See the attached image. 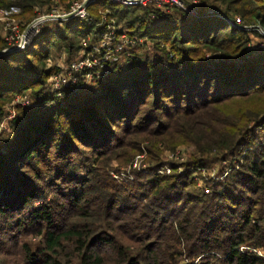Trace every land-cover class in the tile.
Segmentation results:
<instances>
[{
    "label": "trees",
    "instance_id": "1",
    "mask_svg": "<svg viewBox=\"0 0 264 264\" xmlns=\"http://www.w3.org/2000/svg\"><path fill=\"white\" fill-rule=\"evenodd\" d=\"M60 1L68 11L72 0ZM198 1L189 13L96 0L88 17L47 23L26 49L0 55L1 121L18 94L32 90L46 99L54 48L71 57L85 49L82 38L107 31L106 19L118 34L143 38L129 66L93 88L71 89L49 109L19 110L4 135L0 221L16 231L44 228L45 247L26 261L63 264L57 250L67 241L81 264H179L184 256L199 264H264V52L249 49L244 27L264 25V0ZM54 3L0 0V8H20L24 30L37 9ZM10 47L0 26V53ZM144 142L150 151L193 145L186 168L231 166L218 169L209 192H191V172L141 175L124 188L99 159L119 149L139 152ZM80 160L90 168L85 173ZM44 169L46 185L34 182ZM46 188L62 202L48 199ZM61 211L68 214L54 219ZM75 215L80 221L70 222Z\"/></svg>",
    "mask_w": 264,
    "mask_h": 264
},
{
    "label": "rangeland",
    "instance_id": "2",
    "mask_svg": "<svg viewBox=\"0 0 264 264\" xmlns=\"http://www.w3.org/2000/svg\"><path fill=\"white\" fill-rule=\"evenodd\" d=\"M73 1V0H72ZM71 1V2H72ZM188 1V0H186ZM68 2V0H67ZM58 11L59 13H63L64 6L66 7V3H63L60 1L58 4ZM51 9H49L48 6H44L42 10L37 9L39 15L43 14H49L52 12V9L55 7L54 4L51 5ZM196 10V7H194ZM193 9V10H194ZM185 10V9H184ZM187 11V10H186ZM191 13V11H187ZM36 16V17H37ZM108 23L114 24L116 28H118V25L115 23V21L106 19ZM264 26V25H263ZM2 30V27H1ZM250 39H252L253 43L261 42V37L258 36L255 32L249 33L247 30ZM3 37L4 34L2 33ZM143 40V38H142ZM143 42V41H142ZM141 42V43H142ZM96 45L98 44V39L93 40L91 36L88 38L84 37L81 40V46L83 45ZM144 45V44H142ZM30 46V45H29ZM27 48V47H26ZM25 48V49H26ZM85 48V46H84ZM8 49V48H6ZM24 50V49H23ZM14 51H22L21 49H16ZM13 51V52H14ZM87 50L80 49L79 51L73 53L71 57H69V54L67 50H65L63 47L60 49L54 48L52 55L47 59L46 61V70H52V74L47 79V82L44 83V89L41 92V95H47L46 99H41V102L44 103L41 104V106L38 107H31L28 109L31 110H37V109H49L55 104H57L59 101H62L65 96H55L54 94H57L58 91L54 88H56L57 84H61L58 82V76L59 71L62 67L67 66L68 64H72L74 61H77V59L86 57ZM61 72V71H60ZM112 72H116L113 70ZM111 72V73H112ZM110 75V74H109ZM108 75V76H109ZM107 77V76H106ZM105 79V78H104ZM103 79V80H104ZM97 86V85H96ZM63 92L60 95H63ZM82 92V91H81ZM58 93V94H59ZM35 93L32 90H28L24 93L18 94L15 98L24 97L26 99H33L35 101H39L40 96H35ZM56 97V98H55ZM15 100V102H11L10 104H5L3 106L4 108V115L2 117V120L0 121V143L2 142V139L4 135L11 134V125L13 121L17 118L19 114V110L26 108L24 105L20 104L18 100ZM54 100V101H53ZM39 104V103H38ZM47 104V106H45ZM123 134V132H120L118 134V138ZM81 154L82 151H84L83 155H86L88 158L94 161L95 154L94 152L90 151L89 149L85 147H80ZM119 154H108L101 156L100 161L103 162V165L106 166V171L109 173L110 177L115 180L117 184H120L124 188H128V185L135 182L137 176L141 175H148V174H159L158 169L162 164L170 165L172 167V171L170 174L173 173H182L184 172H191V176L193 180L196 183V186H194V189L190 187L191 192H194V194L200 193L201 189L199 184L202 186H211L213 185V182L219 181L218 179V169L220 167H223L225 165L223 164H215L206 168H203V170H196L194 172V168L197 166H191L190 168H186L185 165L191 157L194 155L196 149L193 145L190 144H181L174 148H166L163 144L160 145V150H153L150 151L148 149V143L144 142L141 145V151L139 152H133L130 150H127L131 153L127 155L125 152L126 150L119 149ZM77 158V157H75ZM228 165L231 166V161L226 162ZM237 163V162H234ZM81 170L83 173H85L87 170H89V167H84L81 160ZM100 165V164H99ZM101 166V165H100ZM181 170H184V172H181ZM48 170L44 169V174H42V177L32 178L34 182H39L42 185H46L48 181L49 175ZM119 175L118 178L116 176ZM47 191H49L47 198L58 200V202H62V198L59 197V194L56 193V189L52 188H46ZM45 200L42 199L41 201H38L36 203V206L41 205ZM56 202V201H55ZM67 206V205H66ZM61 210V209H58ZM78 214V211H76ZM68 213H65L64 211H61L59 213L54 214V219L59 220L61 217L66 216ZM76 214V215H77ZM166 214L163 211H160V215ZM75 217L70 218V222H78L80 219ZM73 220V221H72ZM95 221V220H94ZM96 222V221H95ZM62 223H67L65 220ZM97 223H102L101 221H98ZM44 229V228H43ZM42 229V231H43ZM16 227L10 228V224H5L4 221H0V264H38L37 261L29 262L26 261V254L28 252H34L36 253L38 250L45 247L44 238L41 234V227L39 226H30L28 230L24 231H16ZM103 246V245H102ZM107 248V246H106ZM57 256L62 261L63 264H81L80 257H78L76 251L74 250V247L72 244H70L67 241H64L62 249L57 250ZM200 258H188L183 257L179 264H199Z\"/></svg>",
    "mask_w": 264,
    "mask_h": 264
},
{
    "label": "built area",
    "instance_id": "3",
    "mask_svg": "<svg viewBox=\"0 0 264 264\" xmlns=\"http://www.w3.org/2000/svg\"><path fill=\"white\" fill-rule=\"evenodd\" d=\"M54 8L49 14H43L35 17L29 24L26 25L24 30H21V22L17 19L16 14L20 13V8L12 7L0 8V26L2 27V33L4 38L10 44L9 49H25L32 44L35 37L40 33L43 27L50 22L64 21L73 18H86L88 17V6L96 0H73L70 4V9L63 13H59L57 4L58 0H54ZM114 3L123 4L126 6H150L160 10H170L173 8H181L187 11L195 12L196 7L199 4L198 0H110ZM194 9V10H193ZM236 23L241 24L242 21L238 17ZM246 30L255 32L261 37V42L253 43L252 39L249 45V49L258 53L264 52V26L262 24H252L244 26ZM142 38L130 36L129 34H118V28L114 24L108 23L107 31L102 34L98 39L96 45H84L87 53L86 57L77 59L72 64H68L60 69L58 76V82L56 89L61 93L54 94L55 96H65L66 92L71 89L75 91H83L87 88H93L97 85L99 80H103L106 76L111 74L113 70L123 69L130 65L131 51L135 49L142 42ZM56 98V97H55ZM17 98H15L16 100ZM15 100L13 102H15ZM20 104L26 108L41 106L43 101L39 98V101L33 99H26L19 97L17 99ZM54 101V100H53ZM39 103V104H38ZM47 106V104H45ZM227 161L224 162V164ZM206 167H196V170H203ZM172 167L165 163L158 169L159 174H170ZM231 171L227 169L222 177H226ZM184 172V170H181ZM119 175L116 176L118 178ZM200 189L204 192H209L210 186H202L199 184Z\"/></svg>",
    "mask_w": 264,
    "mask_h": 264
},
{
    "label": "water",
    "instance_id": "4",
    "mask_svg": "<svg viewBox=\"0 0 264 264\" xmlns=\"http://www.w3.org/2000/svg\"><path fill=\"white\" fill-rule=\"evenodd\" d=\"M14 50H16V49H5V50H3L1 53H0V55L1 54H5V53H9V52H13Z\"/></svg>",
    "mask_w": 264,
    "mask_h": 264
}]
</instances>
